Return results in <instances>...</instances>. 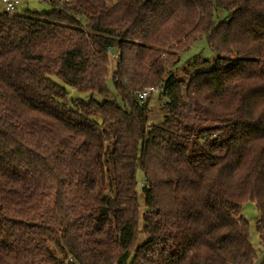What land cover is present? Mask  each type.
I'll use <instances>...</instances> for the list:
<instances>
[{
    "label": "trees",
    "instance_id": "1",
    "mask_svg": "<svg viewBox=\"0 0 264 264\" xmlns=\"http://www.w3.org/2000/svg\"><path fill=\"white\" fill-rule=\"evenodd\" d=\"M44 1L0 12V264H256L264 0ZM202 37L214 61L177 77Z\"/></svg>",
    "mask_w": 264,
    "mask_h": 264
},
{
    "label": "rangeland",
    "instance_id": "2",
    "mask_svg": "<svg viewBox=\"0 0 264 264\" xmlns=\"http://www.w3.org/2000/svg\"><path fill=\"white\" fill-rule=\"evenodd\" d=\"M52 6L44 0H21L20 6L15 10V13H25L29 11L35 12H48L51 11ZM2 1L0 0V12H3ZM227 15V12L224 10H218V18L221 20ZM215 54L212 52L207 40L202 37L197 42H195L191 48L181 54V60L179 62L178 68L175 72L176 76L184 80H188L192 73H194L198 68L204 69L207 67V63L211 65L214 61ZM109 86L112 91H114L113 83L109 80ZM69 96L74 98L83 99L84 101H89L92 97L95 100L102 102L103 98L98 95H92L90 93H81L76 92L74 89H70ZM149 104L151 107L156 108L159 105L164 104L167 101L165 96H162L159 92H153L148 96ZM162 117L159 115L151 116V122L161 121ZM138 178L141 179V171H138ZM142 199V197H140ZM143 207V205H142ZM144 211V208H141ZM240 215L248 222L249 226V236L252 245L254 246L257 252L256 264H259L264 253V242H261L259 234L257 232V221L260 219L261 213L257 204L253 201L244 202ZM239 218V217H238ZM142 224L140 225V229ZM144 239L142 234L139 235L138 243H141Z\"/></svg>",
    "mask_w": 264,
    "mask_h": 264
},
{
    "label": "built area",
    "instance_id": "3",
    "mask_svg": "<svg viewBox=\"0 0 264 264\" xmlns=\"http://www.w3.org/2000/svg\"><path fill=\"white\" fill-rule=\"evenodd\" d=\"M4 12L13 13L20 6L21 0H2ZM114 58L118 56V52L113 54ZM157 87H147L137 93L138 98L141 101H144L148 96L153 92H159ZM75 260L72 256H69L65 259L64 264H74Z\"/></svg>",
    "mask_w": 264,
    "mask_h": 264
},
{
    "label": "crops",
    "instance_id": "4",
    "mask_svg": "<svg viewBox=\"0 0 264 264\" xmlns=\"http://www.w3.org/2000/svg\"><path fill=\"white\" fill-rule=\"evenodd\" d=\"M2 1V0H1ZM3 5V4H2Z\"/></svg>",
    "mask_w": 264,
    "mask_h": 264
}]
</instances>
